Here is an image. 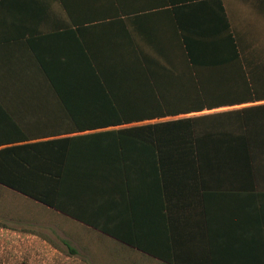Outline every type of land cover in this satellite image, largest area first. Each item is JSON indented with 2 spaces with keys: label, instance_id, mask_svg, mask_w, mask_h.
<instances>
[{
  "label": "crops",
  "instance_id": "crops-1",
  "mask_svg": "<svg viewBox=\"0 0 264 264\" xmlns=\"http://www.w3.org/2000/svg\"><path fill=\"white\" fill-rule=\"evenodd\" d=\"M235 46L245 71L213 67ZM184 106L203 109L89 129ZM189 117L193 135L164 126ZM89 158L101 183L69 190L65 213L0 181V264L54 238L87 264H264V0H0V176Z\"/></svg>",
  "mask_w": 264,
  "mask_h": 264
},
{
  "label": "trees",
  "instance_id": "trees-1",
  "mask_svg": "<svg viewBox=\"0 0 264 264\" xmlns=\"http://www.w3.org/2000/svg\"><path fill=\"white\" fill-rule=\"evenodd\" d=\"M193 57V56H192ZM213 66V65H212ZM223 67L226 70H234V71H245L240 52L238 47L235 46L233 49V54L231 57H228L226 61H220V63H215L213 67ZM210 65H206L204 63L195 62V58L193 61V68L195 75L201 72L204 69L209 68ZM93 72H96L93 70ZM94 77L90 79L89 86L90 87H102L104 88V82L100 78V76L94 73ZM236 84L240 82H246L247 79L243 80L241 77L234 78ZM215 81L210 80L209 78L203 77H194L189 80H185L186 86H212L215 85ZM152 84V83H151ZM153 91L156 94L158 90V85L154 83L152 84ZM156 87V88H155ZM151 97V96H149ZM153 97L157 98L154 93ZM203 106H184L177 110H156V111H148V112H105L104 117L101 119H97L95 116L91 117L89 120V129H95L97 127H108L112 123H123L124 121L133 120V119H145V117H163L168 113L179 115L180 113H188L194 111V109L202 110ZM197 118L189 117V118H179L175 121H169L164 123L166 126V130H169L170 134L180 133L184 135H193L194 134V125L193 122ZM98 125V126H97ZM135 128H127V129H119V130H104L100 132H92L89 133V137H111L117 136L118 134H128L134 132ZM69 160L64 159H52V160H39L41 163H48L52 165L55 170L59 171L62 167H64ZM96 158H89L86 162L89 164V169L86 173L80 174H69V173H48V174H25L23 176H9V180H5L4 176H0V181L9 183L14 187H21L19 190L20 193L37 200L41 203H44L52 208H55L59 211L65 213L67 210L65 207V203L69 198V190L75 189H86L92 190L95 189L97 185H100L101 181L99 180V176L94 168L91 167L90 164L96 163ZM31 163V161H28ZM31 165V164H30ZM18 177V182L16 178ZM95 223V222H92Z\"/></svg>",
  "mask_w": 264,
  "mask_h": 264
},
{
  "label": "rangeland",
  "instance_id": "rangeland-1",
  "mask_svg": "<svg viewBox=\"0 0 264 264\" xmlns=\"http://www.w3.org/2000/svg\"><path fill=\"white\" fill-rule=\"evenodd\" d=\"M26 207H29L26 204ZM48 241V240H47ZM51 245L55 246L56 250L51 247L42 246L41 250L32 249L30 247L26 250V255L24 256V264H87L86 259L88 255H76L72 254L71 250L67 247V244L62 238H54L49 240ZM48 241V242H49ZM39 252V254H33ZM9 264H21L17 263L16 258H9Z\"/></svg>",
  "mask_w": 264,
  "mask_h": 264
}]
</instances>
